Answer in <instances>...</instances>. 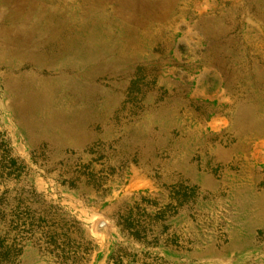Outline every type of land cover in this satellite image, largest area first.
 <instances>
[{
  "label": "rangeland",
  "instance_id": "obj_1",
  "mask_svg": "<svg viewBox=\"0 0 264 264\" xmlns=\"http://www.w3.org/2000/svg\"><path fill=\"white\" fill-rule=\"evenodd\" d=\"M0 205V264H264V0H0Z\"/></svg>",
  "mask_w": 264,
  "mask_h": 264
},
{
  "label": "trees",
  "instance_id": "obj_2",
  "mask_svg": "<svg viewBox=\"0 0 264 264\" xmlns=\"http://www.w3.org/2000/svg\"><path fill=\"white\" fill-rule=\"evenodd\" d=\"M1 207V205H0ZM136 236L137 231L135 232ZM2 243H4V239H0V250H2ZM115 253V252H114ZM111 264H148L145 261H140L139 259H137V254H133L130 257H125V249L123 248H119L116 251V254H113V257L110 260ZM72 264H76V263H72Z\"/></svg>",
  "mask_w": 264,
  "mask_h": 264
}]
</instances>
